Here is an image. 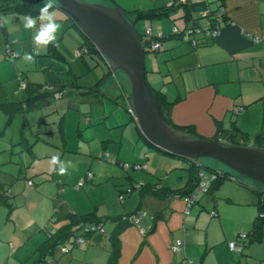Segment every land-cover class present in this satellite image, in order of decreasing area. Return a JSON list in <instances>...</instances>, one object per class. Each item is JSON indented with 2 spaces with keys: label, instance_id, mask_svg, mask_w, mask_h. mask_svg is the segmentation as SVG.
<instances>
[{
  "label": "crops",
  "instance_id": "obj_1",
  "mask_svg": "<svg viewBox=\"0 0 264 264\" xmlns=\"http://www.w3.org/2000/svg\"><path fill=\"white\" fill-rule=\"evenodd\" d=\"M141 1L147 6L127 10L175 8L149 22L153 33L161 34L160 48L144 54L146 79L171 103L172 123L190 125L209 139L226 130L235 134L233 144L264 148V139H256L260 133L264 137V39L254 42L249 37L264 36V0ZM111 6L123 9L116 1ZM220 6L226 23L217 34L182 38L186 27L205 24L202 11L212 16ZM52 12L61 29L46 46L34 41L38 18L26 30L19 15H0V103L15 106L12 114L0 109V264H180L184 259L195 264H264V223L259 239L238 238L259 212L264 218V188L226 176L232 181L222 179L187 206L178 194L194 189L197 179L190 162L148 144L135 121L124 78L99 52L84 51L83 34L55 3ZM128 17L134 22L132 14ZM133 25L143 33L146 22ZM174 26L179 32H173ZM25 53L32 55L31 62L23 59ZM27 82L42 84L46 91L62 86V96L26 109ZM127 135H132L131 150L125 146ZM228 138L219 141L228 144ZM53 156L67 169L64 175L51 164ZM172 158L180 166L164 162ZM123 163L133 164L134 171ZM16 180H26L21 194ZM80 180L84 184L76 186ZM103 183L110 185L105 188ZM53 186L58 199L51 197ZM128 187L131 192L126 193ZM26 190L45 193L47 203L30 202ZM68 195L75 200L66 202ZM26 204L30 211H40V217L21 219ZM133 211L145 214L133 224L124 223L120 217ZM88 213L104 219L101 231L84 234L79 244L65 238L62 245L68 252L53 246V228L69 215ZM178 240L183 247L172 250ZM234 240L241 250L229 248Z\"/></svg>",
  "mask_w": 264,
  "mask_h": 264
},
{
  "label": "water",
  "instance_id": "obj_2",
  "mask_svg": "<svg viewBox=\"0 0 264 264\" xmlns=\"http://www.w3.org/2000/svg\"><path fill=\"white\" fill-rule=\"evenodd\" d=\"M55 5L77 22L111 69L126 75L131 110L143 138L190 163L203 157L211 158L264 186V151L258 146L222 144L177 133L164 121L146 79L143 40L119 6L82 0H55ZM190 192L178 196L184 197Z\"/></svg>",
  "mask_w": 264,
  "mask_h": 264
},
{
  "label": "trees",
  "instance_id": "obj_3",
  "mask_svg": "<svg viewBox=\"0 0 264 264\" xmlns=\"http://www.w3.org/2000/svg\"><path fill=\"white\" fill-rule=\"evenodd\" d=\"M109 1L115 3L116 0H109ZM45 3H47L45 0H0V15L6 14V13H15V14L19 15L20 17H22L23 15H31L33 18H38L39 10L41 7H43V5ZM52 10H53V8L49 9V11H51V12H52ZM173 10H175V8L170 9L167 7H157V8L148 9V10L133 9V10L127 11V13L132 14L134 22H137V21L146 22V27L144 28L143 33L138 32L140 34L142 40H143V46H144L145 52L150 51V49H148L150 41L151 42L152 41H158L159 38H161V34H159V33L154 34L153 33V31L151 30V27L149 25V22H151V20H153L155 18H160V17L165 16V15H170V12H172ZM122 13L127 19L129 18L125 14L126 11H124L123 9H122ZM184 15L186 17L188 16L187 11L185 12ZM72 21L74 22V24L77 26V28L81 31V33L84 36L85 42H83L82 47H85L87 49V51L90 53L91 52L97 53L98 51H97L96 47L93 45L91 40L83 33V31L79 28L77 22L73 18H72ZM129 21L131 23H134L132 20H129ZM220 22L226 23L225 17L221 18ZM148 30L151 31L150 35H147ZM158 42L160 43V41H158ZM159 48H160V45L155 50H158ZM43 86L44 85H42V84L39 85V84H35L32 82L26 83L27 98L24 102L26 109H31L34 106H37L38 104H42L43 102H47L49 99H53L54 93L56 91L61 92V95L59 97L62 96V92H63L62 86L55 88L53 91L42 90ZM127 91H128V89H127ZM152 91L156 96L157 104L159 107V112H160L161 117L164 119V121H166V123L168 125H170L172 127V129L175 132L181 133V134H186L189 136L200 137L194 132L193 128L190 125L189 126L174 125L170 119V109H171L170 104L171 103L166 101V100L163 101V97L159 92H155L153 89H152ZM127 94H128L127 97L130 98V93L127 92ZM0 109L4 110L8 114H12L15 111V106H13L12 103H0ZM224 136L229 137L228 139H230V140H228V142H229L228 144L235 143L234 139H232V138H234L235 134L234 133H227L226 130H221L220 132L217 133V135L215 137L210 138V139L214 140V141H218L222 144H225V141L224 142L219 141V139L221 137H224ZM241 137L243 139H246L245 136H241ZM260 138L264 139L263 134H261V133L256 135L257 143L259 142ZM226 140H227V138H226ZM147 142H148V144H150L151 146H153L157 150L163 151L162 149L154 146L149 141H147ZM241 145H246V144H245V142H243ZM258 147L264 151V148L261 145ZM163 152H166V151H163ZM166 153H168V152H166ZM168 154H171V153H168ZM171 155L179 157V158H183V157L175 155V154H171ZM189 169L193 172L195 179H197L196 178L197 172L200 169L217 171L216 168L201 164V163H199L198 160L191 162ZM226 176H228L226 174V172H223V174L218 179H216L213 182V184L216 185L222 179L227 178ZM232 176H234V175H232ZM183 193H185V192H183ZM1 197H2V195L0 194V199H1ZM263 207H264V203L261 204L260 208H263ZM137 213H138L137 211H133V212H130V213L124 215L123 217L121 216L120 218L126 224H128V223L133 224L135 219L137 218V216H136ZM133 214H135V215L132 217ZM84 222H87V223L91 222L94 224H98V223H103L104 219L95 216L93 213H88V214L81 215V216L69 215V217H67V220L63 224H60L58 226V228H56V234H54V236H53L54 237L53 242H52L53 246L54 247L58 246L60 243L63 242V240L65 238L70 237V235L73 232L77 231L80 227H82V223H84ZM263 223H264L263 212H259L256 215V217L254 218V221H253L250 229L245 231L246 238L249 237L251 241L259 239V237L261 235ZM92 231H96V230L89 229L85 233H81V232L80 233L81 234H87V233H90ZM246 238H244L243 240H245Z\"/></svg>",
  "mask_w": 264,
  "mask_h": 264
},
{
  "label": "built area",
  "instance_id": "obj_4",
  "mask_svg": "<svg viewBox=\"0 0 264 264\" xmlns=\"http://www.w3.org/2000/svg\"><path fill=\"white\" fill-rule=\"evenodd\" d=\"M224 13H225V10L222 6H220L218 11H215L212 14V16L210 15V13L207 10L202 11L201 16L206 18L205 24L203 26L186 27L180 33L182 38L184 40H188V39H190V36L192 34H195V33H204L207 36H213V35L217 34L220 27H221V24H222L220 22V19L224 17ZM173 32H175V33L179 32V30L176 26L173 27ZM150 33H151V31L148 30L147 35H150ZM249 37L254 42H258V41H261L264 39V36H253L250 34H249ZM192 44L195 45L194 40H192ZM159 45H160V43L158 41H152V42L150 41L148 49L155 50L159 47ZM84 51H86V48H84ZM60 95H61V92L56 91L54 93V96H56V97H59ZM123 166L128 167V163H123ZM133 168L140 169L141 166L140 165H134ZM222 174H223V172H221L219 170H217V171H210V170H203V169L198 170L196 186L194 187V189L190 193L186 194L183 197L186 205L189 206V205L197 202L199 200L200 195H202L203 193H206L210 189V187L212 186L213 182L216 179H218ZM89 176H91V174H89ZM230 178L235 179V177L232 175H230ZM83 184H84V180H80L78 182L77 186H81ZM129 192H131L130 187L126 188V193H129ZM118 197L120 200H123L124 199V193H120L118 195ZM135 214H133L132 217ZM144 214H145V212L142 211V212H138L136 216H137V218H139V217L143 216ZM211 214L214 216L217 215V213L215 211H211ZM136 219H135V221H136ZM55 220H56L55 218H52L51 222L54 223ZM102 226H103V223H98V224H94L91 222L82 223V227H80L77 231L73 232L70 235L72 243H75V244L82 243L84 241V239H83L84 234H81V233H85L89 229L101 231ZM54 234H56V228H53L51 230V235H54ZM238 238L243 240L244 238H246V233L245 232L238 233ZM58 246L61 248V250L63 252H68V250H69L68 247L62 245V243H60ZM228 246L232 250H241V248H242L240 245L237 244L236 240L228 242ZM182 247H183V241L178 240L176 242V244L171 247V249L172 250H178V249H181ZM180 264H195V263H193L192 260L184 259V261H182Z\"/></svg>",
  "mask_w": 264,
  "mask_h": 264
},
{
  "label": "rangeland",
  "instance_id": "obj_5",
  "mask_svg": "<svg viewBox=\"0 0 264 264\" xmlns=\"http://www.w3.org/2000/svg\"><path fill=\"white\" fill-rule=\"evenodd\" d=\"M46 2H47V0H45ZM82 1H85V2H91V3H101V4H105V5H109V6H111V5H114L115 3H113V2H111V1H109V0H82ZM116 3L118 4V5H120L126 12L127 11H129V10H127L128 8H133V7H135L136 5L137 6H140V4L141 3H144V6H147L146 4H147V1H141V0H136V1H132V2H126V4L127 5H123V4H121L120 3V0H116ZM127 16L129 15V13H125ZM202 18V17H201ZM203 19V18H202ZM150 24V23H149ZM148 53V51L146 52V54ZM114 72L116 73V75H119V76H122L123 78H124V80H125V83L127 84V89H128V92H129V87H128V80H127V77H126V75L122 72V71H120V70H114ZM41 73V72H40ZM33 74V73H32ZM114 76V77H117V76ZM40 78H41V75H40ZM118 79V78H117ZM122 80V79H121ZM118 81H119V83H120V79H118ZM131 136L132 135H127L126 136V139H125V146L127 147V150H131V148H132V146H128L129 144H128V142H129V140H130V138H131ZM228 142V141H227ZM161 151V150H160ZM163 152V151H162ZM130 153H131V151H130ZM166 153V152H165ZM172 157V156H171ZM167 158H169L168 156H167ZM170 159V158H169ZM169 161L170 160H165L164 162H166L167 164H170L171 166H180L179 164H180V160L179 159H176V158H172L171 159V163H169ZM198 161H199V163H201V164H204V165H208V166H211V167H214V168H216L217 170H219V171H221V172H226L228 175H234V176H236V177H238V178H241L242 180H245V181H247V182H249V183H254V184H256V185H259L260 187H263L264 188V186H262L261 184H259V183H257V182H255V181H253V180H251V179H249V178H247V177H244V176H242V175H239V174H237V173H235V172H233L232 170H230L229 168H227L226 166H224L223 164H221V163H219V162H217V161H215V160H213V159H211V158H207V157H203V158H200V159H198ZM132 165L133 164H129L128 163V169H130L131 171H134L133 169H132ZM125 168H127V167H125ZM176 175H177V173H176ZM17 178H21V175H20V177H17ZM29 178H30V180H33L34 182H38V180H36L35 178H33V176H31V175H29ZM227 183L228 182H230V181H232L231 179H229L228 177L226 178V179H224ZM15 183H16V187L20 190V192H17L18 194H21V193H23V192H21L22 190H23V186L24 185H26L25 183H26V180L25 181H18L17 182V180L15 181ZM78 184V183H77ZM77 184H75L76 186H77ZM29 185H32V181H31V183L29 184ZM74 185V184H73ZM72 185V186H73ZM74 185V186H75ZM110 184H108V183H103L102 185H100V186H103V187H105V188H108V186H109ZM85 188V187H84ZM53 190H54V192H53V195H51V197H54L55 199H58L57 197H55V196H58V193H57V189H56V187L55 186H53ZM25 193L26 194H28V196H30V198H29V201L30 202H34V203H37V202H39V201H43V202H45V203H47V199H48V197H46L45 196V193H43V196L42 195H40V194H32V192H29L28 190H26L25 191ZM73 195H68L67 196V198L66 199H64L66 202H68V200H70V201H73V200H75V197L73 196ZM59 197V196H58ZM12 199H13V202H15V199H14V197L12 196ZM17 199H18V197H17ZM116 199H117V201H118V198L116 197ZM127 199V198H126ZM59 201H60V199H59ZM39 207H40V205H38ZM21 219H29V218H32V217H35V218H39L40 217V211H36L35 210V207H34V209L32 208V211H30V207L28 206V204H26V207H25V210H22V212L20 213V216H19Z\"/></svg>",
  "mask_w": 264,
  "mask_h": 264
},
{
  "label": "clouds",
  "instance_id": "obj_6",
  "mask_svg": "<svg viewBox=\"0 0 264 264\" xmlns=\"http://www.w3.org/2000/svg\"><path fill=\"white\" fill-rule=\"evenodd\" d=\"M55 0H47V3L43 5V7L39 10L38 19L41 21L40 27L36 31L34 35V41L37 46H46L49 43H53L56 41V34L61 29V25L58 24L54 18V13L49 11L54 6ZM23 26L26 30L33 29L36 26L37 18H33L31 15H23L21 17ZM8 20L4 19L3 24H7ZM23 59L25 61L31 62L33 60L32 55L25 53ZM52 165H58V173L60 175H64L67 169L64 165L59 161L58 156H53L51 158ZM71 166V164H70Z\"/></svg>",
  "mask_w": 264,
  "mask_h": 264
}]
</instances>
